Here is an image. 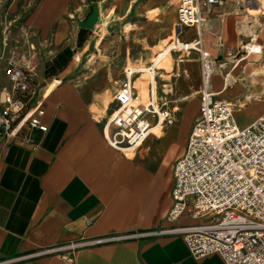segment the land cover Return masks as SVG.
Instances as JSON below:
<instances>
[{
  "label": "crops",
  "instance_id": "obj_1",
  "mask_svg": "<svg viewBox=\"0 0 264 264\" xmlns=\"http://www.w3.org/2000/svg\"><path fill=\"white\" fill-rule=\"evenodd\" d=\"M171 1L176 3V18L170 42H191L201 38L208 54L221 60L227 45H240L251 39L250 37L245 41L240 40L238 36L227 37L230 31L237 27L236 9L223 7V4L216 6L208 20L200 27H182L179 30L176 26L179 0ZM19 3L24 20L21 30H24L29 38L37 35L42 43L53 45L54 48H47L51 52L59 48L43 64V77L50 78L55 75L53 80L42 84L43 81L41 82L32 71L33 80L40 86L37 100L45 109L43 122L48 126V131L34 133L36 147L0 137V264L40 248L52 247L82 237L144 232L169 226L165 219L173 204L174 166L187 146L194 120L200 111V99L196 111L186 119L180 131L178 142L183 146L182 152L176 147L165 167L151 168L144 163L145 149L136 153L114 149L105 135V126L114 106L107 109L105 105L85 100L76 84L63 79L67 75V70L64 69L71 59V48L67 44L59 45L68 38L71 31L70 18L81 5L80 0H12V8ZM253 36H257L262 53L249 56L252 57L250 64L257 59H261V62L264 59V41L259 39V35ZM25 51L26 55L31 53V50L26 48ZM160 51L161 47L157 52ZM157 52L154 57L158 55ZM177 53L181 52L170 54L171 69L162 68L156 78L157 105L159 107L161 101L159 108L168 109L171 114V109L162 105V99L172 94L175 89ZM186 53L187 56H199L192 51ZM154 57L147 66L153 62ZM24 60L29 65L34 63L33 59ZM193 60L196 59L182 57L178 63ZM0 64L1 92L10 86V81L4 73L5 60L0 59ZM128 66L114 73L117 84L111 94L114 102L115 94L124 81V69ZM235 70H226L233 80L231 84L228 82L229 86H226L223 72L215 74L221 77L220 88L213 87L211 78L210 89L218 93V98L228 101L222 98V95L232 84L247 79L250 81L249 78H252V84L248 89L245 90L247 87L241 82L228 93L232 96L247 91L264 94V89L258 90L255 85L259 81L258 78L251 75L255 68L245 72L247 75L243 78L240 72L234 74ZM137 94L140 97L138 89ZM156 124L153 120L152 125ZM192 222L189 217H184L176 224ZM3 264L225 262L216 254L196 259L190 253L183 236L161 235L83 247L71 261L51 254Z\"/></svg>",
  "mask_w": 264,
  "mask_h": 264
},
{
  "label": "built area",
  "instance_id": "obj_2",
  "mask_svg": "<svg viewBox=\"0 0 264 264\" xmlns=\"http://www.w3.org/2000/svg\"><path fill=\"white\" fill-rule=\"evenodd\" d=\"M226 0H179L177 28L200 27L216 6ZM172 52H196L202 65L203 85L200 90V111L195 118L187 146L174 166L172 207L166 217L169 226L155 230L110 234L37 249L27 255L3 261L12 263L42 255H59L71 261L83 247L113 241L154 237L183 236L196 259L219 255L225 264H264V114L241 127L231 102L218 98L210 89L213 75L226 69L227 63L212 58L201 38L176 42ZM0 59L5 60L4 73L10 86L0 92V137L22 145L37 146L34 133L47 132L43 122L45 109L37 98L40 86L35 83L29 63L6 55L8 34L3 35ZM222 44V43H221ZM257 36L242 44L234 67L253 54H261ZM159 55V54H158ZM234 61V60H233ZM264 69V59L262 60ZM162 70L153 61L148 72L159 77ZM141 72L124 69V81L115 94L105 135L111 147L119 151H135L151 135L152 122L167 119L168 109L157 105L156 89L149 84L148 102L139 101L135 80ZM226 86H229L224 74ZM189 217L192 223H176Z\"/></svg>",
  "mask_w": 264,
  "mask_h": 264
},
{
  "label": "rangeland",
  "instance_id": "obj_3",
  "mask_svg": "<svg viewBox=\"0 0 264 264\" xmlns=\"http://www.w3.org/2000/svg\"><path fill=\"white\" fill-rule=\"evenodd\" d=\"M80 2L81 5L70 18L71 31L68 38L59 45L67 44L71 48V59L64 69L67 70V75L63 79L76 84L85 100L104 106L106 99L116 88L114 78L116 71L126 65L147 66L164 42L171 43L176 3L171 0H80ZM11 4L12 0H0V52L3 49V35L8 34L9 49L6 55H14L17 59L27 61L33 59L34 63L29 65L30 69L41 82L43 81L42 84H46L53 80L55 75L44 78L43 64L59 47L51 52L47 48H54L53 45L42 43L39 36L34 35L29 38L24 30H21L24 20H22L20 3L13 8ZM94 5L99 9V21L93 30H89V37L84 45L79 47L77 38L81 30L80 20L86 19L91 14ZM225 6L236 9L237 18L236 29L231 30L227 37L238 36L240 40L247 41L253 35H259V39L264 41V14L261 11L263 8L261 0H226L223 3V7ZM28 38L29 42H27ZM241 47V43L227 45L224 57L220 60L222 63L226 62L227 67L219 73L226 74V70L233 69L237 58L233 59L228 53L231 52L233 56H236ZM25 48L31 50V53L26 55ZM187 55L186 52H181L177 56L196 60L178 63L176 58L175 89L172 94L162 99L164 102L162 105L171 109V117L165 119L159 138L149 136L146 143L144 142V145L134 151L136 153L140 149H145L143 150L144 163L151 168L165 167L176 147L180 148V153L182 152L183 146L178 142L180 131L186 119L188 120L199 106V90L203 85L202 65L198 60L199 56ZM251 58L240 61L235 67L234 74L240 72L243 78L247 75L245 72L262 66L261 59L250 64ZM256 78L259 80L255 84L258 90L264 89V75L256 76ZM249 80L238 81L232 84L230 89L244 82L246 90L252 84V78ZM212 83L215 89L220 88L221 77L213 75ZM229 90L227 94L222 95V98L233 104L236 120L241 127L254 121L264 111V94L260 91V93L247 91L232 96L228 93ZM160 105L161 101L159 107ZM112 106L115 107L113 100Z\"/></svg>",
  "mask_w": 264,
  "mask_h": 264
},
{
  "label": "bare ground",
  "instance_id": "obj_4",
  "mask_svg": "<svg viewBox=\"0 0 264 264\" xmlns=\"http://www.w3.org/2000/svg\"><path fill=\"white\" fill-rule=\"evenodd\" d=\"M261 3L263 6L261 11H262V14H264V0H261ZM176 42H179V41L177 40ZM175 44L176 43H169L168 41H166V42H164V45L161 46L162 51H160V53L157 52L159 55L154 57V60H153L156 62V65L159 68H165V69L168 68L169 70L171 69V67H170V63H171L170 54H171L172 48L175 47ZM181 58H182V56H178L177 62ZM130 68L133 70H137V71L141 72L140 75L136 78L134 84H135V87H137V89L139 90V94H140L139 101L146 103V102H148L149 84L152 83L154 85V89H156L155 76H152V74L148 72V66L134 67L133 65H129L128 69H130ZM169 70H167V71H169ZM251 75H253L255 77L260 76V75H264L263 67L262 66L257 67L253 71V73H251ZM231 78H232L231 74L229 76H227L228 82L230 84L233 82V80ZM166 86L168 87V85H166ZM112 99H113V96L112 97L110 96L109 98L106 99L105 106L107 109H109L111 107ZM115 106H116V101H115ZM165 119L166 118L164 117L162 112H160V120L156 125L152 126L151 135H154V136H160L161 135L162 129L164 127Z\"/></svg>",
  "mask_w": 264,
  "mask_h": 264
},
{
  "label": "water",
  "instance_id": "obj_5",
  "mask_svg": "<svg viewBox=\"0 0 264 264\" xmlns=\"http://www.w3.org/2000/svg\"><path fill=\"white\" fill-rule=\"evenodd\" d=\"M99 21V9L97 6H93L91 14L83 20H80V28L86 30H93L95 25Z\"/></svg>",
  "mask_w": 264,
  "mask_h": 264
},
{
  "label": "trees",
  "instance_id": "obj_6",
  "mask_svg": "<svg viewBox=\"0 0 264 264\" xmlns=\"http://www.w3.org/2000/svg\"><path fill=\"white\" fill-rule=\"evenodd\" d=\"M89 37V30L81 29L78 35V46L82 47Z\"/></svg>",
  "mask_w": 264,
  "mask_h": 264
}]
</instances>
